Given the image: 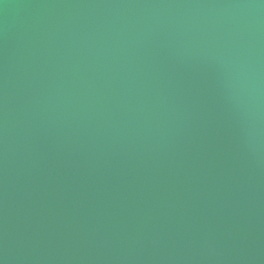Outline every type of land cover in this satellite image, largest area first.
Masks as SVG:
<instances>
[{"label": "water", "instance_id": "95a60500", "mask_svg": "<svg viewBox=\"0 0 264 264\" xmlns=\"http://www.w3.org/2000/svg\"><path fill=\"white\" fill-rule=\"evenodd\" d=\"M0 264H264V0H0Z\"/></svg>", "mask_w": 264, "mask_h": 264}]
</instances>
